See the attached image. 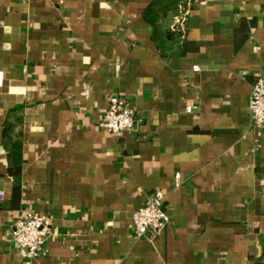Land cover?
Instances as JSON below:
<instances>
[{
	"label": "crops",
	"instance_id": "0c3cea01",
	"mask_svg": "<svg viewBox=\"0 0 264 264\" xmlns=\"http://www.w3.org/2000/svg\"><path fill=\"white\" fill-rule=\"evenodd\" d=\"M153 1L0 0V264H264V0H160L155 36ZM112 95L134 132L99 126ZM155 190L168 224L136 238ZM25 211L51 218L29 262L10 239Z\"/></svg>",
	"mask_w": 264,
	"mask_h": 264
},
{
	"label": "built area",
	"instance_id": "2783aa9c",
	"mask_svg": "<svg viewBox=\"0 0 264 264\" xmlns=\"http://www.w3.org/2000/svg\"><path fill=\"white\" fill-rule=\"evenodd\" d=\"M186 12L179 10L174 30L183 33ZM198 71L197 66L192 67ZM248 112L251 125L264 130V71L258 73L256 83L252 86L248 99ZM136 111L127 99L112 95L103 113L99 126L110 135L124 132L132 133L136 128ZM4 194L0 191V201ZM164 193L153 191L147 202L137 208L132 215V234L136 238L155 237L168 224V215L163 206ZM51 233V218L44 214L25 211L14 223L10 231V239L17 253L26 261L42 255L43 245Z\"/></svg>",
	"mask_w": 264,
	"mask_h": 264
},
{
	"label": "trees",
	"instance_id": "16d2710c",
	"mask_svg": "<svg viewBox=\"0 0 264 264\" xmlns=\"http://www.w3.org/2000/svg\"><path fill=\"white\" fill-rule=\"evenodd\" d=\"M160 0H154L145 10H144V17L145 20L152 26V29L154 31L157 30L156 22H157V11L160 10ZM8 174L11 177H14V179H18L20 175V166H10L8 168ZM20 197H21V190L19 183L16 182V184L12 188L11 192V199H10V208H18L20 206Z\"/></svg>",
	"mask_w": 264,
	"mask_h": 264
}]
</instances>
